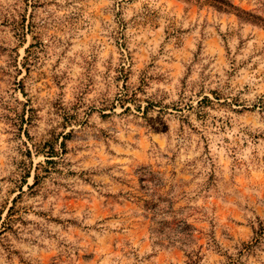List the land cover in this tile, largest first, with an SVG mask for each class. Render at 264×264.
I'll list each match as a JSON object with an SVG mask.
<instances>
[{
  "label": "rangeland",
  "instance_id": "obj_1",
  "mask_svg": "<svg viewBox=\"0 0 264 264\" xmlns=\"http://www.w3.org/2000/svg\"><path fill=\"white\" fill-rule=\"evenodd\" d=\"M0 264H264V0H0Z\"/></svg>",
  "mask_w": 264,
  "mask_h": 264
},
{
  "label": "trees",
  "instance_id": "obj_2",
  "mask_svg": "<svg viewBox=\"0 0 264 264\" xmlns=\"http://www.w3.org/2000/svg\"><path fill=\"white\" fill-rule=\"evenodd\" d=\"M41 151V150H40ZM38 151L37 154H42L45 157L44 163L49 164L52 163V158L56 157L54 155V152H47V151ZM41 166V165H39ZM38 182V175L35 174L33 176V184L28 186V190L32 189L37 185ZM140 182H144L145 186H142V189H157L158 185H156L153 182V179L151 178H142ZM22 193V192H21ZM21 193L13 199V204H15L16 199L20 198ZM146 193V196L148 197V200H143L144 209L148 214H150L153 218H160L165 217L168 214H175V211L172 208V202H167L165 200H162L161 197H155V193ZM13 211V208H9L8 214L11 215V212ZM8 215V217H10ZM164 215V216H163ZM161 219V218H160ZM156 226L158 227V231L161 232V230H165L164 228H167L166 230V237L169 240L179 242L181 245L186 246L190 242V238L192 235V228L187 222L182 218H176L172 217L171 221L168 222L164 218L162 220H159L158 222H155ZM164 235V236H165ZM191 257V256H190Z\"/></svg>",
  "mask_w": 264,
  "mask_h": 264
}]
</instances>
